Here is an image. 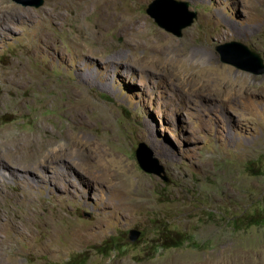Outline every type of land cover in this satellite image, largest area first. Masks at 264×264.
<instances>
[{"label": "rangeland", "instance_id": "obj_1", "mask_svg": "<svg viewBox=\"0 0 264 264\" xmlns=\"http://www.w3.org/2000/svg\"><path fill=\"white\" fill-rule=\"evenodd\" d=\"M100 1L0 0V264H264V0Z\"/></svg>", "mask_w": 264, "mask_h": 264}, {"label": "water", "instance_id": "obj_2", "mask_svg": "<svg viewBox=\"0 0 264 264\" xmlns=\"http://www.w3.org/2000/svg\"><path fill=\"white\" fill-rule=\"evenodd\" d=\"M13 1L36 8L42 6L44 3V0ZM146 13L160 28L176 37H182L183 30L190 27L197 18V13L191 11L189 9V4L182 0H153L148 5ZM217 50L220 53L223 62L237 66L235 62L227 57L230 53H233L252 64V68H245L247 71L256 75L264 74V65L259 54L250 50L245 44L231 42L219 46ZM136 156L140 167L144 171L161 176L162 179L167 181V178L163 175V166L159 164L157 159L153 158L150 150L146 149L144 145H141L137 150ZM140 234L141 232L139 230H131L129 238L134 241L140 236Z\"/></svg>", "mask_w": 264, "mask_h": 264}, {"label": "bare ground", "instance_id": "obj_3", "mask_svg": "<svg viewBox=\"0 0 264 264\" xmlns=\"http://www.w3.org/2000/svg\"><path fill=\"white\" fill-rule=\"evenodd\" d=\"M76 1H78V0H76ZM79 1H81V0H79ZM97 4V3H96ZM99 4L100 5H105L106 6V4H108V1L107 0H101L100 2H99ZM63 5V4H62ZM65 7V6H64ZM80 7V6H79ZM67 8V7H66ZM94 8V7H93ZM92 8V9H93ZM109 11V10H108ZM7 14H10V13H7ZM15 16H18V14H14ZM108 15V14H107ZM23 15H20V17H22ZM121 17V16H120ZM119 17V18H120ZM54 18H56V16L54 17ZM108 18V17H107ZM113 18V17H112ZM129 19V18H128ZM31 20V19H30ZM33 20V19H32ZM53 19H50V21H52ZM34 22V21H33ZM102 24V23H101ZM109 28V27H108ZM100 29V28H99ZM242 34V33H241ZM46 35V34H45ZM50 35V34H49ZM49 35H48V37H49ZM97 37V32L96 31H94V33H93V38H96ZM46 38V37H45ZM99 38V37H98ZM42 39V38H41ZM49 39V38H48ZM39 40V39H38ZM51 41V40H50ZM45 42V41H44ZM43 42V43H44ZM49 44V43H48ZM156 46V47H159V48H161V49H163V46L161 45V44H159V43H157L156 42V40L154 39L153 41H152V46ZM53 46V45H52ZM142 46V45H141ZM49 47H51V46H49ZM150 51V50H149ZM191 56H194V57H200V58H203V57H201V56H205V55H207V54H205L204 52H202V51H192V52H190L189 53ZM167 60V59H166ZM245 83V82H244ZM68 111H70L71 113H73L75 116H76V108H70ZM18 140H19V138L17 137H15V136H13V137H10L9 138V144H7V143H3V145H2V147L0 146V156H5V154H7L8 153V151L6 150L7 149V147H9V148H11V149H14V148H16V143L18 142ZM5 168H7V166L5 167ZM12 264H19V263H12Z\"/></svg>", "mask_w": 264, "mask_h": 264}, {"label": "trees", "instance_id": "obj_4", "mask_svg": "<svg viewBox=\"0 0 264 264\" xmlns=\"http://www.w3.org/2000/svg\"><path fill=\"white\" fill-rule=\"evenodd\" d=\"M183 242L182 241H178L177 243H176V246H179L180 244H182Z\"/></svg>", "mask_w": 264, "mask_h": 264}]
</instances>
